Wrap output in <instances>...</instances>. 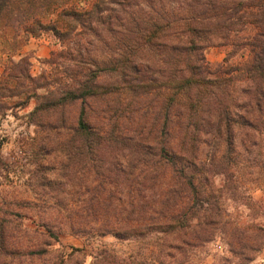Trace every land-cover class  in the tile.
Returning <instances> with one entry per match:
<instances>
[{
	"label": "trees",
	"instance_id": "16d2710c",
	"mask_svg": "<svg viewBox=\"0 0 264 264\" xmlns=\"http://www.w3.org/2000/svg\"><path fill=\"white\" fill-rule=\"evenodd\" d=\"M35 3L0 0V41L52 32L62 49L48 61L65 57L69 66L62 73L70 81L46 89L30 116L79 101L68 127L74 148L94 155L106 143L119 155L130 150L135 165L145 164L148 151L151 168L140 170L141 203H172L167 223L183 225L186 212L174 206L199 198L193 172L204 164L197 161V143L232 140L241 127L255 140L264 138V0H60L38 15L24 9ZM8 15H15L11 23ZM211 45L230 47L238 59L210 64L204 49ZM23 63L29 60L21 56L1 75L0 116L15 106L9 98L24 93L21 78L33 80ZM125 92H135V131L118 128L113 107L92 115V101ZM64 128L62 116L47 127ZM114 198L108 190L104 200L79 207L75 214L82 221L70 216L67 227L85 232L103 218L99 228L116 234L142 229L126 223L135 217V201L120 207Z\"/></svg>",
	"mask_w": 264,
	"mask_h": 264
},
{
	"label": "rangeland",
	"instance_id": "374dc122",
	"mask_svg": "<svg viewBox=\"0 0 264 264\" xmlns=\"http://www.w3.org/2000/svg\"><path fill=\"white\" fill-rule=\"evenodd\" d=\"M34 1L24 9L38 15L60 0ZM14 16L6 17L8 23ZM8 33L12 35L11 28ZM23 38L0 41V78L21 56L29 60L23 66L33 77L21 78L24 93L9 98L15 106L0 116V264H264V138L255 140L241 127L232 140L199 141L197 161L204 166L193 177L200 195L174 206L186 212V221L172 226L167 223L172 203H141L140 170L151 168L148 151L145 164L135 165L130 150L119 155L105 142L94 155L74 148L68 127L79 101L30 116L46 89L70 81L62 73L69 63L65 57L48 61L51 52L62 49L52 32ZM36 42L47 46L45 56ZM230 50L211 45L204 56L212 65L227 57V63L236 61L237 52L230 56ZM51 96L53 101L56 95ZM104 107H113L118 128L135 131V92L97 98L91 102L92 115ZM60 116L66 128L47 129ZM209 161L217 166L209 167ZM108 190L115 193L114 205L135 201V217L126 223L142 229L116 234L99 228L104 222L99 218L91 220V230L71 231L69 217L81 220L76 210L104 200Z\"/></svg>",
	"mask_w": 264,
	"mask_h": 264
},
{
	"label": "crops",
	"instance_id": "0c3cea01",
	"mask_svg": "<svg viewBox=\"0 0 264 264\" xmlns=\"http://www.w3.org/2000/svg\"><path fill=\"white\" fill-rule=\"evenodd\" d=\"M36 44L39 46L40 49H42V54L43 56H45L48 53V49L47 46L45 44H43L42 42H36ZM40 56V55H39ZM0 72H1V67H0Z\"/></svg>",
	"mask_w": 264,
	"mask_h": 264
}]
</instances>
